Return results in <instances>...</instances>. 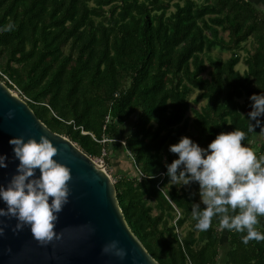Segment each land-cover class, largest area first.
Segmentation results:
<instances>
[{"label": "trees", "instance_id": "obj_1", "mask_svg": "<svg viewBox=\"0 0 264 264\" xmlns=\"http://www.w3.org/2000/svg\"><path fill=\"white\" fill-rule=\"evenodd\" d=\"M9 22L0 79L91 157L123 147L138 171L116 182L117 198L156 260L218 264L225 244L224 264H264V241L244 244L218 217L197 230L199 184H175L166 167L182 136L206 147L235 128L264 154L247 118L250 96L264 92L262 10L250 0H0V25Z\"/></svg>", "mask_w": 264, "mask_h": 264}, {"label": "clouds", "instance_id": "obj_2", "mask_svg": "<svg viewBox=\"0 0 264 264\" xmlns=\"http://www.w3.org/2000/svg\"><path fill=\"white\" fill-rule=\"evenodd\" d=\"M14 27L12 22L0 25V32L12 31ZM250 101L252 110L247 118L264 132V92L253 93ZM7 115L14 118L15 110L9 109ZM245 139V132L235 128L220 132L205 147L184 135L170 145L169 150L178 158L171 163L166 161V167L175 184H199L205 206L201 207V202L191 205L197 230L207 231L213 218L218 217L222 228L244 233L242 241L248 244L252 240L264 241V231L257 228L264 217V154L258 156L244 143ZM9 143L14 145V158L19 164L7 184H0V200L6 205L0 207V216L16 219L12 227L15 233L29 227L33 237L47 245L63 234L56 230V224L70 200L72 168L55 158L58 146L48 134H41L39 139L18 135ZM7 166V154H0V167ZM37 168L40 175H36ZM6 228L0 225V235L5 234ZM91 231H95L94 226ZM102 251L121 260L128 255L117 239L106 242Z\"/></svg>", "mask_w": 264, "mask_h": 264}, {"label": "water", "instance_id": "obj_3", "mask_svg": "<svg viewBox=\"0 0 264 264\" xmlns=\"http://www.w3.org/2000/svg\"><path fill=\"white\" fill-rule=\"evenodd\" d=\"M9 109L15 110L14 118L8 117ZM41 134L53 139L58 146L55 158L73 171L70 200L56 224V230L63 234L42 245L29 227L17 234L12 228L16 219L0 216V225L7 226L0 235V264H161L130 228L117 198L116 183L106 167L70 138L49 128L25 99L0 79V154H7L8 162L6 168L0 167V184H7L19 164L10 139L18 135L39 139ZM40 174L37 168L36 175ZM5 206L0 200V207ZM113 239L128 250L125 259L103 253V245Z\"/></svg>", "mask_w": 264, "mask_h": 264}, {"label": "rangeland", "instance_id": "obj_4", "mask_svg": "<svg viewBox=\"0 0 264 264\" xmlns=\"http://www.w3.org/2000/svg\"><path fill=\"white\" fill-rule=\"evenodd\" d=\"M252 44L248 43L247 48H251ZM226 56L230 55L229 52L225 53ZM224 55V56H225ZM241 56L244 58L246 56V51H241ZM246 68V65L244 64V61H241L240 64L237 65V69L240 71H244ZM13 90V89H12ZM13 92H15L13 90ZM194 97V96H193ZM190 115H192V112H189ZM136 116L132 117V119L126 124L125 130L129 131L132 128L133 122L135 120ZM259 142L258 140L256 141ZM113 142L110 143V149L105 154L107 155V158L103 157H96L94 158L99 164L103 161L104 166L106 167L107 171L111 174L114 182L116 183L122 176H134L137 173V168L134 166L131 157L129 154L125 151H123V147L114 150V144ZM104 154V155H105ZM199 199L201 200V197L199 195ZM223 229V228H222ZM228 245L223 244L221 249V256L220 261L218 264H224L223 262V255L225 254L226 250L228 249Z\"/></svg>", "mask_w": 264, "mask_h": 264}, {"label": "crops", "instance_id": "obj_5", "mask_svg": "<svg viewBox=\"0 0 264 264\" xmlns=\"http://www.w3.org/2000/svg\"><path fill=\"white\" fill-rule=\"evenodd\" d=\"M252 1L260 10H262L264 12V0H250ZM257 139L260 142L261 139H264V132L260 131L259 128V134L257 135ZM257 226L259 227H263L264 226V217L260 218V224H258ZM225 256L223 255L222 259L224 261Z\"/></svg>", "mask_w": 264, "mask_h": 264}, {"label": "built area", "instance_id": "obj_6", "mask_svg": "<svg viewBox=\"0 0 264 264\" xmlns=\"http://www.w3.org/2000/svg\"><path fill=\"white\" fill-rule=\"evenodd\" d=\"M5 77L7 78V76H5ZM7 79H8V78H7ZM14 91L17 92V93L21 96V92H19V91L16 90V89H14ZM116 95H118V93H117ZM21 97L23 98V96H21ZM24 99L26 100L25 97H24ZM105 141H106V139H105ZM122 142H123V141H122ZM123 143H125V142H123ZM104 154H105V153H104ZM101 164L104 165V164H103V161L101 162ZM106 170H107V169H106Z\"/></svg>", "mask_w": 264, "mask_h": 264}]
</instances>
